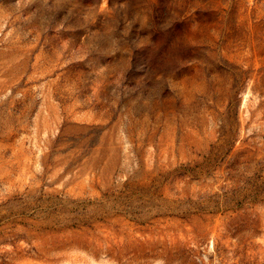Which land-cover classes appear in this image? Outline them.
I'll return each mask as SVG.
<instances>
[{"label": "rangeland", "instance_id": "obj_1", "mask_svg": "<svg viewBox=\"0 0 264 264\" xmlns=\"http://www.w3.org/2000/svg\"><path fill=\"white\" fill-rule=\"evenodd\" d=\"M0 264H264V0H0Z\"/></svg>", "mask_w": 264, "mask_h": 264}]
</instances>
